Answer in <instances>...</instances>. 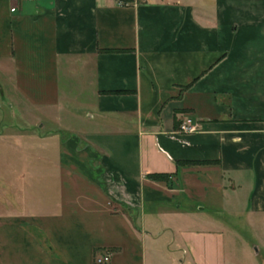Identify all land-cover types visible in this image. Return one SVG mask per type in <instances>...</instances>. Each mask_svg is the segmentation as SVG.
<instances>
[{"label": "crops", "instance_id": "0c3cea01", "mask_svg": "<svg viewBox=\"0 0 264 264\" xmlns=\"http://www.w3.org/2000/svg\"><path fill=\"white\" fill-rule=\"evenodd\" d=\"M5 101L0 264H264V0H0Z\"/></svg>", "mask_w": 264, "mask_h": 264}, {"label": "rangeland", "instance_id": "374dc122", "mask_svg": "<svg viewBox=\"0 0 264 264\" xmlns=\"http://www.w3.org/2000/svg\"><path fill=\"white\" fill-rule=\"evenodd\" d=\"M0 114H2V116H1V118L3 119H0V121L2 120L3 121V123H2V121H1V123H0V128L1 129H7V128H9L8 127V125L10 124L9 122H11V123H14L13 125H14V128L16 127V124H17V126L18 127H16V128H23L24 127V124H22V123H19V121L17 120L16 121V119H18L17 118V116L13 119L12 118V116L11 115H9L10 113H11V108H10V101H5V102H3V103H1V108H0ZM5 114V115H4ZM12 120V121H11ZM46 120V119H45ZM42 122V121H41ZM46 123H45V125H49V122H47V121H45ZM64 135V134H63ZM65 137V136H64ZM5 148L3 147V150H4ZM2 149H1V153H0V156H1V159H3L2 158V156L3 155H1L2 154ZM2 161V160H1ZM4 165V163L3 164H1L0 165V167H4L3 166ZM244 223L245 222H243V220H241L240 221V223H239V225H240V229L242 230V231H251L250 233H248L249 235H246V236H249V239H247L248 240V245H249V247H250V251H253V253H257L259 250H261L262 249V253H261V259H259V260H262V259H264V246H263V242H264V232H263V230L264 229H257V228H253V229H248V228H244ZM247 247V246H246ZM242 248H244L245 249V247H243V245L241 246V249Z\"/></svg>", "mask_w": 264, "mask_h": 264}, {"label": "built area", "instance_id": "2783aa9c", "mask_svg": "<svg viewBox=\"0 0 264 264\" xmlns=\"http://www.w3.org/2000/svg\"><path fill=\"white\" fill-rule=\"evenodd\" d=\"M12 10H15V8H12ZM195 121L192 117H186L184 120L181 121L178 130L182 133H192L195 131ZM97 261L99 263L104 262V258H98Z\"/></svg>", "mask_w": 264, "mask_h": 264}, {"label": "trees", "instance_id": "16d2710c", "mask_svg": "<svg viewBox=\"0 0 264 264\" xmlns=\"http://www.w3.org/2000/svg\"><path fill=\"white\" fill-rule=\"evenodd\" d=\"M183 163H189V164H199V163H214L216 161H209V160H201V161H196V160H189V161H182ZM149 177L154 178V179H165L167 178L166 174H161V173H153L149 174Z\"/></svg>", "mask_w": 264, "mask_h": 264}]
</instances>
